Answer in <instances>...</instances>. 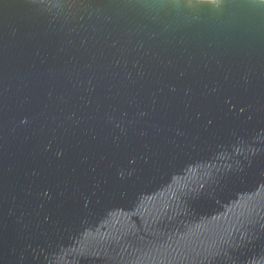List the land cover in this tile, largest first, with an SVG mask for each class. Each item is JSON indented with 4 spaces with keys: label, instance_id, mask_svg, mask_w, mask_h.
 I'll return each instance as SVG.
<instances>
[{
    "label": "water",
    "instance_id": "1",
    "mask_svg": "<svg viewBox=\"0 0 264 264\" xmlns=\"http://www.w3.org/2000/svg\"><path fill=\"white\" fill-rule=\"evenodd\" d=\"M0 264H264V0H0Z\"/></svg>",
    "mask_w": 264,
    "mask_h": 264
}]
</instances>
